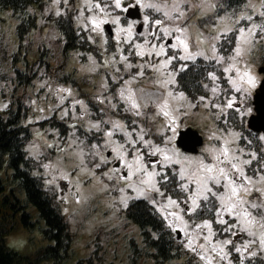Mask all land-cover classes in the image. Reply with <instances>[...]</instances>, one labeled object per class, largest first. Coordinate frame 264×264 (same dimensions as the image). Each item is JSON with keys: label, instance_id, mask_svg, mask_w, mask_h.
<instances>
[{"label": "rangeland", "instance_id": "374dc122", "mask_svg": "<svg viewBox=\"0 0 264 264\" xmlns=\"http://www.w3.org/2000/svg\"><path fill=\"white\" fill-rule=\"evenodd\" d=\"M252 2L256 3L257 7H259L258 0H252ZM182 7L186 11V17L180 23L182 26L187 24L193 41L200 38L201 33L204 36L215 35L213 26L218 23L221 17L225 18V23H228L229 20L234 19L236 16L250 11L246 0H185ZM57 8L65 16L73 12L75 26L85 33L84 29L80 26V21L77 19L80 10L84 8V0H67L66 4L64 0H61L58 6L53 4V0H48L44 12L39 14L38 28L33 35L26 36L24 40V43L27 45L29 41L32 43L33 54L31 53L29 58L33 59L35 56H42L43 61L34 64V73L36 75L33 77L32 72L26 78L23 76L18 77L16 73H14L13 79L7 81L0 78V106L5 102H10L15 110L20 108L22 122L30 128L31 138L26 144V150L29 157L37 163L35 173L44 178L46 188L57 194L60 212L65 217L73 235V253L65 264H154L150 259L146 260L144 257L137 258L134 252L131 241L135 240L141 246V234L138 225L126 216L128 206L125 208L120 203V192L118 189L124 186L123 182L110 180L104 175V172L108 171L109 168L117 166L114 163L116 161H113L110 165H101V168L95 169L96 175L93 177L87 174L86 171H76L80 166V160L76 153L80 151L81 147L84 149V166L87 169H92L93 164L99 162L98 160H93L89 154V147L92 143H101L99 133L86 131L89 122H96L98 118L101 121L107 119L120 120L126 124L130 120L135 119L148 132V137L146 138H151L155 144L161 147L165 146V137L168 135L164 131L166 120L164 117L156 114L158 109L151 101H149L148 107L143 109V116L134 117L128 113L121 112L119 107L113 112L107 100H105L104 104H100L96 100L97 96H110L112 102L119 105V101L115 95V89L118 86L111 79L107 78L110 75L119 76L122 74L124 79H128L131 73L138 71V68L133 67L130 71H125L122 65L117 64L116 66L121 68V73L117 74L112 66L103 67V60L110 59L112 54L119 55L116 51V42L113 40V36L110 38V34L106 28V44L102 45L101 38L95 36V34L92 35L96 43H92L87 39L88 33H85L90 48L86 51H71L67 62H65L62 52L64 44L62 34L55 22L47 19L50 13L56 15ZM112 11L114 14L122 17L121 23L123 24V13L115 9ZM141 12L142 16L149 15L152 19L162 18L160 14L152 10H142ZM84 14L87 16V11ZM4 17L6 21L0 27V62H7L8 66H10L9 56L16 50L17 42H19V37L15 31L17 19L11 16V11L9 10L4 12ZM112 27L114 29L116 26L112 25ZM146 27L151 30L152 26L149 24ZM136 31L137 33L139 32L137 29ZM228 38L227 40H229ZM135 39L138 42H142V38L139 35ZM222 41L223 38L216 46L219 49V54L225 57L224 64H217L215 60L205 59L201 56H197L194 61L203 59L215 62L217 67L223 72V68L228 62L227 58L232 54V51L228 55H225L221 51ZM229 45V43L226 44L227 47ZM120 47L124 49V53L127 55L130 45L121 43ZM2 50H8V55L6 54L5 59ZM191 51H204L207 55L210 52L209 43L199 46L193 43ZM169 55H180V53L169 50ZM89 57L93 59H89ZM243 59L250 66L251 72L256 77L257 82L256 87L250 89V95L242 98V94L234 93L231 85L227 82V74L223 72V75L220 76L217 74V70L214 69L209 73H215L219 79L213 81L208 73V76L204 79L202 88L204 95L200 97L210 99L212 104H219L223 108L226 100L232 95H236L238 100L243 99L245 108L251 109L244 119H240L232 109L224 108V110H220L211 106H205V103L199 99L200 97L194 100L179 88L177 76L181 71L178 70L177 65L186 64L188 66L194 61L174 60L167 69V71L175 73V84L169 86L170 90L174 94L183 93L185 97L184 99L172 101L173 106L179 109L178 116L180 123L177 129L178 133L184 128L192 127L197 129L204 137V144L200 147L198 153L184 151L177 146L176 140L172 145H168L170 148L175 147L181 154V158L189 157L193 160L203 159L211 162L210 150L219 148L224 138H227L232 141L230 145L232 148L242 149L244 152H255L260 159H264V141L258 139L264 133L257 132V134H253L254 131L247 128V120L255 112L253 95L263 78V74L259 72V68L264 66V41L256 43L252 52L247 54ZM129 60L133 65H139L145 61L157 63V58L155 57L149 58L145 56L141 59L134 54L129 56ZM62 64H65L64 69L59 68ZM21 67L17 66L16 68L21 70ZM5 69L6 66L0 65V71ZM144 71L145 76L134 82L133 87L143 89L145 93L154 94L151 99L156 100L159 94L164 91L154 82V77L157 76V73L149 68H145ZM72 72L73 77L77 80L76 85L71 81L62 79ZM105 82L108 86L107 90L102 87ZM41 84L45 86L41 87ZM215 86H218L219 91L214 95L211 89ZM58 87L72 89L74 96L70 97L69 100L75 98L85 101L89 111L83 119L78 118L80 114L79 106L76 109L75 115L70 113L69 116L61 119L63 115L62 109L68 107L69 101H65L64 105L57 108L58 97L54 90ZM49 88L52 91H49ZM192 105H195V107H192ZM40 109H44V111L41 112ZM100 109H103V112L106 114H102L99 111ZM73 124L77 126L75 136L72 135L74 129L70 127ZM101 127L106 128L107 125L101 123ZM230 134L238 135L233 136ZM93 137H97V139L94 140ZM216 137H220V139ZM114 139L123 142L122 137L119 135L115 136ZM73 140H77V142L83 141L84 143L77 146V144L72 143ZM249 141L251 143H248ZM49 145H52V147H49ZM109 154L106 151L104 152V155ZM151 158L156 159V157L145 155V162L150 161ZM45 164H50L52 167L45 169L43 167ZM255 165L256 161L253 162V166ZM180 167L181 165L173 164L171 168L165 169L168 173V181H162L159 184L164 196H158L155 192H151L146 197L138 199H145L151 205H153L151 203L153 199L157 201V205H163L168 196L176 200L186 199L185 194L179 188L181 181L175 175V171H178ZM157 169L159 170V166H157ZM61 173H71L69 180L60 179ZM53 176L57 177L56 183L49 184L48 181ZM157 179L159 180L160 178L158 177ZM76 188L79 189V193L83 197L79 203L76 199ZM128 194L133 195L131 190H129ZM258 196V193L253 192L249 199L258 198ZM133 200L135 199H130L128 205ZM210 206L214 207L215 202L213 201ZM184 207L181 204V208ZM154 208L164 218L165 214L160 212L159 207L154 206ZM29 210L32 212L34 219L40 220L38 226L33 229H26L19 224L13 232L5 237L6 245L22 254H31L36 248L48 243L44 239L40 229V226L44 225V221L38 216L37 210L32 205L29 206ZM184 219L189 224L192 222L200 223L203 220H212L215 230L219 231L221 227L215 223L212 213L203 208V202H201V210H198L197 213L191 216L185 215ZM172 232L175 236L177 235L176 231L172 230ZM182 236L178 239V244L180 243V246L188 254L195 255L184 246ZM219 238L224 239L225 237L220 236ZM237 239L242 241L249 239V237L241 235ZM228 250L231 251V246H229ZM236 255L238 256V254L232 253L231 259L233 264H236L233 258ZM255 257L264 259V252L259 253Z\"/></svg>", "mask_w": 264, "mask_h": 264}, {"label": "snow or ice", "instance_id": "6c2138e0", "mask_svg": "<svg viewBox=\"0 0 264 264\" xmlns=\"http://www.w3.org/2000/svg\"><path fill=\"white\" fill-rule=\"evenodd\" d=\"M60 3L61 0H53L54 5L58 6ZM64 3L66 4L67 0H64ZM184 3L185 0H84V8L80 10L77 19L85 33H88L89 41L96 43L92 35L95 34L101 38L102 45L106 44L105 25L116 26L110 30L119 55L112 54L110 59L103 60V67L112 66L117 74L121 73V68L117 67V64L122 65L125 71H130L133 67L138 68V71L131 73L128 79H124L122 74L110 75L107 78L118 86L115 95L119 105L113 103L110 96H97L96 100L100 104H104L107 100L113 112L119 107L121 112L134 117L143 116V109L147 108L151 101L158 109L156 114L165 118L164 131L168 135L165 137V146L161 147L151 138H146L148 132L135 119L126 124L120 120L101 121L98 118L96 122H89L86 131L99 133L101 143H92L89 147L92 159L99 162L94 163L92 169H87L84 166L85 152L81 147L76 153L80 160V166L76 171H86L87 174L95 177V169L116 161L117 166L109 168L104 175L110 180L123 182L124 186L118 191L120 203L126 208L130 199L146 197L151 192L164 196L159 184L168 181V173L165 169L171 168L173 164L181 165L180 169L175 171V175L181 181L179 188L186 199L176 200L168 196L163 205H157L155 199L151 200V203L158 206L160 212L165 214L164 220L168 227L183 233L184 246L194 253L202 264H233L231 259L233 252L238 254L239 264H245L246 260L250 261L252 257L264 252V159H260L255 152L232 148L230 146L232 141L227 138H224L219 148L210 150L211 162L203 159L193 160L189 157L181 158L175 147H168L176 140L180 123L179 109L173 106L172 101L185 97L183 93L174 94L170 90L169 86L175 84V73L167 69L174 60L194 61L197 56L215 60L217 64H224L225 57L219 54L216 46L223 38L233 45L232 54L227 58V65L223 68V72L227 74V82L234 93L242 94V98L250 95V89L255 88L257 82L250 66L243 58L252 52L256 43L264 41V0H258L259 7L252 0H246L250 11L236 16L228 23H225V18L221 17L213 26L215 35L204 36L201 33L200 38L195 41L189 33L187 24L182 26L180 23L186 17V11L182 7ZM113 9L125 14L123 24L122 17L114 14ZM142 10H152L162 18L152 19L149 15L141 16ZM85 11L88 13L87 16L84 14ZM55 14L59 16L62 12L57 8ZM149 24L152 26L151 30L146 27ZM137 26L140 29L138 33ZM230 33L233 34V40H227ZM137 35L142 38V42L135 39ZM121 43L130 45L127 55L120 47ZM193 43L197 46L209 43L210 52L206 55L204 51H191ZM169 50L177 51L180 55H169ZM133 54L141 59L145 56L155 57L157 63L145 61L133 65L129 60V56ZM89 59L93 58L89 57ZM186 67V64L177 65L179 71H184ZM145 68L157 73L154 82L164 90L156 100L151 99L154 94L133 87L134 82L145 76ZM209 76L213 81L219 79L215 73H209ZM44 86L41 84V87ZM102 87L107 90V83L105 82ZM49 91L52 89L49 88ZM54 91L58 97L57 108L64 105L65 101H69L68 107L62 109L61 119L69 116L70 113L75 115L78 106L80 108L78 118L83 119L88 114V105L83 99L69 100L74 96L71 88L58 87ZM218 91V86L211 89L214 95ZM242 98L238 100L236 95H232L226 100L223 108L219 104H212L211 100L205 97L199 99L205 103V106L220 110L232 109L240 119H244L251 109L244 107ZM4 107L6 108L7 104ZM99 111L106 114L103 109ZM101 123L107 127L102 128ZM70 127L74 129L72 135L75 136L77 126L73 124ZM117 135L122 137L123 142L114 139ZM216 138L220 139V137ZM258 139L264 141V135L259 136ZM72 143L79 146L84 142L73 140ZM105 151L110 154L104 155ZM145 155L156 159L145 162ZM254 161H256L255 166H253ZM43 167L50 169L52 165L45 164ZM70 175L71 173H61L59 178L67 181ZM56 179L57 177L53 176L48 183L54 184ZM129 190L133 195L128 194ZM253 192L259 194L258 198L249 199ZM76 199L78 203L83 199L78 188H76ZM213 201L214 207L210 206ZM201 202L203 208L212 213L215 223L221 226L219 231L213 228L212 220L189 224L184 219L185 215L191 216L201 210ZM181 204L185 207L181 208ZM241 235H246L249 239L238 240L237 237ZM220 236L225 238L220 239ZM229 246L231 251L228 250Z\"/></svg>", "mask_w": 264, "mask_h": 264}, {"label": "trees", "instance_id": "16d2710c", "mask_svg": "<svg viewBox=\"0 0 264 264\" xmlns=\"http://www.w3.org/2000/svg\"><path fill=\"white\" fill-rule=\"evenodd\" d=\"M47 4L48 0H0V27L6 21L4 12L11 11V16L17 19L15 31L19 37L16 50L9 56L10 66L7 62H0V65L6 66L5 70L0 71L1 79L6 81L13 79L14 73L24 78L32 72V77L36 75L34 64L43 61L42 56L30 59L29 55L33 54L32 43L29 41L27 45L24 40L26 36L33 35L38 28L39 14L44 12ZM53 15L50 13L47 19L55 22L62 34L65 62L71 51H86L90 48L85 33L74 24L73 12L67 16ZM228 37L229 40L234 38L232 33ZM226 44L227 41L223 39L221 51L228 55L233 45L227 47ZM2 51L5 59L8 50ZM17 66H22V71L17 69ZM64 67L65 64H62L59 68L64 69ZM214 69L217 70L218 75H223L215 62L197 59L178 74L179 88L190 98L198 99L204 95L202 89L204 79ZM62 79L77 84L73 72ZM5 104H7L6 108ZM30 138L31 131L29 126L22 122L21 109L15 110L10 102L2 104L0 106V264H65L73 253V235L60 212L57 194L46 188L44 178L35 173L37 163L29 157L26 150ZM30 205L37 210L38 216L44 221L40 229L48 243L36 248L31 254H22L9 248L5 243V237L19 224L26 229L38 226L40 220L33 218L29 210ZM126 216L137 224L140 230L141 246L135 240L131 241L137 258L150 259L154 264H202L195 255L188 254L180 243L178 244L177 231L175 236L164 218L147 200L131 201L126 209ZM233 258H237L234 261L239 264L238 256ZM251 259L255 260L252 264H264L263 258Z\"/></svg>", "mask_w": 264, "mask_h": 264}, {"label": "water", "instance_id": "95a60500", "mask_svg": "<svg viewBox=\"0 0 264 264\" xmlns=\"http://www.w3.org/2000/svg\"><path fill=\"white\" fill-rule=\"evenodd\" d=\"M142 16V12L140 14ZM106 30L112 35V25H105ZM140 31V29L138 28ZM259 72L263 74L259 86L256 88L253 95V105L255 112L251 114L247 120V126L254 132L264 133V66L259 68ZM176 144L186 152L198 153L200 147L204 144L203 135L192 127H187L179 131ZM150 160H155L151 158ZM177 238L181 237V232L177 231Z\"/></svg>", "mask_w": 264, "mask_h": 264}, {"label": "built area", "instance_id": "2783aa9c", "mask_svg": "<svg viewBox=\"0 0 264 264\" xmlns=\"http://www.w3.org/2000/svg\"><path fill=\"white\" fill-rule=\"evenodd\" d=\"M235 259H237V258H235ZM235 259H234V260H235ZM254 261H255L254 259H251L250 261H249V260H246V261H245V264H252Z\"/></svg>", "mask_w": 264, "mask_h": 264}, {"label": "flooded vegetation", "instance_id": "af4514ba", "mask_svg": "<svg viewBox=\"0 0 264 264\" xmlns=\"http://www.w3.org/2000/svg\"><path fill=\"white\" fill-rule=\"evenodd\" d=\"M123 15L125 16V14L123 13ZM113 28V27H112ZM139 26H137V30H138ZM139 31V30H138ZM116 165H117V162H114ZM181 236H182V233H181ZM181 238V237H180ZM179 238V239H180Z\"/></svg>", "mask_w": 264, "mask_h": 264}]
</instances>
